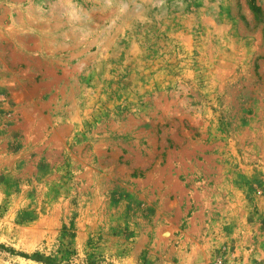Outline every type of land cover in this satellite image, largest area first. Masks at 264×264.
Instances as JSON below:
<instances>
[{
	"label": "rangeland",
	"instance_id": "1",
	"mask_svg": "<svg viewBox=\"0 0 264 264\" xmlns=\"http://www.w3.org/2000/svg\"><path fill=\"white\" fill-rule=\"evenodd\" d=\"M255 3L0 0V264H264Z\"/></svg>",
	"mask_w": 264,
	"mask_h": 264
},
{
	"label": "trees",
	"instance_id": "2",
	"mask_svg": "<svg viewBox=\"0 0 264 264\" xmlns=\"http://www.w3.org/2000/svg\"><path fill=\"white\" fill-rule=\"evenodd\" d=\"M247 5L249 10L252 12L254 16H259L261 13L260 7L255 3V0H246ZM0 251H6L9 253H13V250L11 248H8L6 246H3L0 244ZM24 255V254H22ZM26 256V255H24ZM30 257L41 263V264H57L56 258L54 256H49V255H43L42 253L39 252H33ZM88 264H91L92 262H87Z\"/></svg>",
	"mask_w": 264,
	"mask_h": 264
}]
</instances>
